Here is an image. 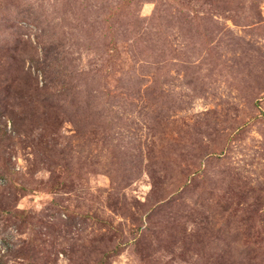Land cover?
<instances>
[{"label": "rangeland", "instance_id": "rangeland-1", "mask_svg": "<svg viewBox=\"0 0 264 264\" xmlns=\"http://www.w3.org/2000/svg\"><path fill=\"white\" fill-rule=\"evenodd\" d=\"M0 264H264V0H0Z\"/></svg>", "mask_w": 264, "mask_h": 264}]
</instances>
